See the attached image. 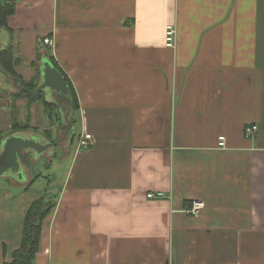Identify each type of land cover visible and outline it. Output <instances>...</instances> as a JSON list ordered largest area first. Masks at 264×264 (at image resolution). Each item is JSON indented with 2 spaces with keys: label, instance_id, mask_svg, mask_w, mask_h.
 <instances>
[{
  "label": "crops",
  "instance_id": "1",
  "mask_svg": "<svg viewBox=\"0 0 264 264\" xmlns=\"http://www.w3.org/2000/svg\"><path fill=\"white\" fill-rule=\"evenodd\" d=\"M12 5L0 29L16 75L0 69V153L10 137L46 146L55 134L41 152L74 146L32 264H264V0ZM45 64L74 94L63 115L51 91L29 94ZM67 122L92 135L89 149L66 137ZM25 154L30 163L18 157V171L0 175V264L48 192L33 189L44 155ZM158 192L165 198H146ZM192 201L203 204L197 217L183 212Z\"/></svg>",
  "mask_w": 264,
  "mask_h": 264
},
{
  "label": "trees",
  "instance_id": "2",
  "mask_svg": "<svg viewBox=\"0 0 264 264\" xmlns=\"http://www.w3.org/2000/svg\"><path fill=\"white\" fill-rule=\"evenodd\" d=\"M13 1L14 0H0V29H7V19L13 12ZM51 63L53 67L57 68L54 62ZM0 69L5 74L9 75V77L16 78V75L12 70V56L10 49H4L0 52ZM59 72L62 74L61 71ZM62 78L64 79L67 87H69V92L72 94V107L76 108V102L74 94L71 91L70 84L64 75ZM22 86L27 89L36 88V86L31 82L22 84ZM24 95L26 94L21 92L16 96L21 97ZM38 98H40L39 95L37 96V99ZM44 107L47 111L50 110L48 105H44ZM55 205V196L50 197L47 192L31 204L24 220L20 246L12 253V261L5 264H32L34 256L39 249L43 220L54 209Z\"/></svg>",
  "mask_w": 264,
  "mask_h": 264
},
{
  "label": "water",
  "instance_id": "3",
  "mask_svg": "<svg viewBox=\"0 0 264 264\" xmlns=\"http://www.w3.org/2000/svg\"><path fill=\"white\" fill-rule=\"evenodd\" d=\"M42 73L41 83L37 86L34 92H29L32 98L36 97L40 92L45 90H49L53 94L57 93L58 95L68 94L67 85L64 79L49 64L44 65ZM14 83L17 84V80H14ZM49 146V144L41 146L34 141L23 140L18 137L8 138L3 145V151L0 153V175L6 171H18L19 163L17 159L18 157L23 158V150L34 149L39 153L41 150H44Z\"/></svg>",
  "mask_w": 264,
  "mask_h": 264
},
{
  "label": "rangeland",
  "instance_id": "4",
  "mask_svg": "<svg viewBox=\"0 0 264 264\" xmlns=\"http://www.w3.org/2000/svg\"><path fill=\"white\" fill-rule=\"evenodd\" d=\"M23 71L29 72L30 68L29 67H23ZM34 113H35V111H34ZM39 114H40V112H39ZM41 115H42V113H41ZM62 115H63V113H62ZM35 119H37V116H35ZM34 122L36 124L37 120ZM76 138H78L77 135H76ZM76 138H75V142H76ZM37 139H38V137H37ZM47 139H49V141H51L53 144H55V142H57V137L55 136V134H51V136ZM39 140H41V139L39 138ZM75 142H74V145L76 144ZM52 143L48 142L47 144H52ZM73 147L74 146H72V148H70V146H69V149H72L69 151V153H68L69 155H64L61 152V145L60 144L56 145V146H52L49 149L42 151L40 153L37 152L38 155H42V156L44 155V157H41V160L36 161V165L34 168H35V171H38V174L40 173V177L38 178V181L33 186V189L41 190V191H48L47 193H49L50 197L54 196L55 193L58 195V190L61 188L63 178L65 177V175L67 173V169H68V165H69V161H70V156L73 155V153H74ZM46 176H48V177H46ZM47 180H51L49 183L50 187L47 184V182H48ZM0 182H2V181H0ZM0 188H2L1 185H0ZM42 193H44V192H42ZM14 196H16V194L12 195V197H14Z\"/></svg>",
  "mask_w": 264,
  "mask_h": 264
},
{
  "label": "built area",
  "instance_id": "5",
  "mask_svg": "<svg viewBox=\"0 0 264 264\" xmlns=\"http://www.w3.org/2000/svg\"><path fill=\"white\" fill-rule=\"evenodd\" d=\"M176 29L174 25H168L165 27L164 31V41H165V46L167 48H174L175 46V40H176ZM43 43L47 46H51L52 43L50 42L49 38H44ZM257 131L256 126H248L244 129V135L247 138L255 136V133ZM93 144V137L91 134H88L86 132H82L80 135H78V138L76 139V145L77 148L80 150H87L91 147ZM219 147L224 146V138L220 137L219 138ZM147 199H164V194L161 192L158 193H148L146 195ZM203 209V204L202 202L199 201H192L188 207H186L183 212L186 214H189L190 216L197 217L199 216L201 210Z\"/></svg>",
  "mask_w": 264,
  "mask_h": 264
},
{
  "label": "flooded vegetation",
  "instance_id": "6",
  "mask_svg": "<svg viewBox=\"0 0 264 264\" xmlns=\"http://www.w3.org/2000/svg\"><path fill=\"white\" fill-rule=\"evenodd\" d=\"M68 89V94H65V95H58L57 93H51V98L52 100L55 102V106L56 109H57V113L59 112V114H62V113H66V111L68 110V107L69 105L72 106V94L69 92V87H67ZM42 94V92H41ZM40 95V93L38 94ZM57 127H55L56 129ZM65 135L66 137L69 136V138H72L71 140H75V130L73 128V125L70 123V122H67V125H66V129H65ZM28 155H24L23 158L21 159L23 161V163H30L29 162V159H28Z\"/></svg>",
  "mask_w": 264,
  "mask_h": 264
}]
</instances>
